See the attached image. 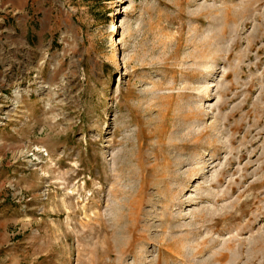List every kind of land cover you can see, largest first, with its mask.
I'll return each instance as SVG.
<instances>
[{
    "label": "rangeland",
    "instance_id": "1",
    "mask_svg": "<svg viewBox=\"0 0 264 264\" xmlns=\"http://www.w3.org/2000/svg\"><path fill=\"white\" fill-rule=\"evenodd\" d=\"M0 264H264V0H0Z\"/></svg>",
    "mask_w": 264,
    "mask_h": 264
}]
</instances>
